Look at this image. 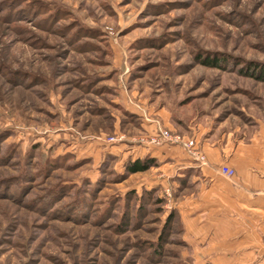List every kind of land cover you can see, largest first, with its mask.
<instances>
[{"label": "rangeland", "instance_id": "rangeland-1", "mask_svg": "<svg viewBox=\"0 0 264 264\" xmlns=\"http://www.w3.org/2000/svg\"><path fill=\"white\" fill-rule=\"evenodd\" d=\"M160 130L264 133V0H0V264H264L256 220L200 211L195 147L127 170Z\"/></svg>", "mask_w": 264, "mask_h": 264}, {"label": "crops", "instance_id": "crops-1", "mask_svg": "<svg viewBox=\"0 0 264 264\" xmlns=\"http://www.w3.org/2000/svg\"><path fill=\"white\" fill-rule=\"evenodd\" d=\"M154 147L157 148H142L134 160L147 154L158 158L165 167L176 164L175 171L165 174L167 178L179 173V163L185 166L191 163L188 156L173 154V147ZM202 153L206 162L196 160L193 176L196 184L202 187L200 211H241L256 220L264 233V133L254 143L240 146L229 155L225 150L211 146H203ZM223 166L234 168L236 174L231 178L224 176Z\"/></svg>", "mask_w": 264, "mask_h": 264}, {"label": "built area", "instance_id": "built-area-1", "mask_svg": "<svg viewBox=\"0 0 264 264\" xmlns=\"http://www.w3.org/2000/svg\"><path fill=\"white\" fill-rule=\"evenodd\" d=\"M142 145L147 146H161V145H167V144H178L182 145L183 147L187 148L189 151L193 149V147L196 148V150L191 151L192 154L196 155V160H198L200 163H205L206 158L205 155L202 153V151H199L197 148V145L195 144L193 139H184L181 138L180 135H174L169 130H160L157 134L142 137L141 140H139ZM221 172L226 177H233L235 171L231 167H223L221 169Z\"/></svg>", "mask_w": 264, "mask_h": 264}, {"label": "trees", "instance_id": "trees-1", "mask_svg": "<svg viewBox=\"0 0 264 264\" xmlns=\"http://www.w3.org/2000/svg\"><path fill=\"white\" fill-rule=\"evenodd\" d=\"M207 63H212L210 60H207ZM156 160L154 158H145L143 160L136 159L134 161H130L127 164V170L132 173L143 172L148 170L151 166L155 165ZM149 192V191H148Z\"/></svg>", "mask_w": 264, "mask_h": 264}]
</instances>
